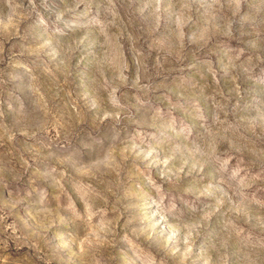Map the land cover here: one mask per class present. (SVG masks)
<instances>
[{"label": "rangeland", "instance_id": "1", "mask_svg": "<svg viewBox=\"0 0 264 264\" xmlns=\"http://www.w3.org/2000/svg\"><path fill=\"white\" fill-rule=\"evenodd\" d=\"M0 264H264V0H0Z\"/></svg>", "mask_w": 264, "mask_h": 264}]
</instances>
